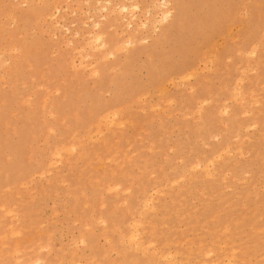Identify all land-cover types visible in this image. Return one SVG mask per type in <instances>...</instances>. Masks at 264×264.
I'll use <instances>...</instances> for the list:
<instances>
[{
	"label": "rangeland",
	"instance_id": "rangeland-1",
	"mask_svg": "<svg viewBox=\"0 0 264 264\" xmlns=\"http://www.w3.org/2000/svg\"><path fill=\"white\" fill-rule=\"evenodd\" d=\"M133 1L0 0V264L262 258L264 2ZM129 51L130 67L119 59ZM197 67L199 80L180 79ZM160 77L178 81L163 104ZM149 86L154 97L127 116L110 106ZM192 88L203 113L185 100Z\"/></svg>",
	"mask_w": 264,
	"mask_h": 264
},
{
	"label": "snow or ice",
	"instance_id": "snow-or-ice-1",
	"mask_svg": "<svg viewBox=\"0 0 264 264\" xmlns=\"http://www.w3.org/2000/svg\"><path fill=\"white\" fill-rule=\"evenodd\" d=\"M88 7L90 8V7H92V5H88ZM163 7L167 9V8L170 7V5L165 4V5H163ZM137 10H139V9H137ZM124 11H127V9L125 8ZM169 15H171V13H169ZM86 27H87V25H86ZM95 27L96 28H100L101 25L100 24H96ZM149 42H150L149 38H141V40H140V43L143 44V45H148ZM75 48H79V44L75 43L74 41L67 42L66 47L64 48L65 54L69 56L68 67H69L70 71L73 70L74 67H75L72 64V61L70 59L71 52ZM131 55L132 54L129 51L127 53V55L121 56V57H119V59L125 61V63L130 67L132 65ZM113 59H116V57H113ZM219 61H220L219 50L218 49H213V50H210V51L206 52L202 56L200 63L202 65V67L204 68V70L207 71L209 64H211L213 66V68L217 69V65H218ZM229 62H231V61L229 60ZM153 68H154V70L160 71V64L158 62H154L153 63ZM199 72H200V69L197 67V68L193 69L192 71H188V72H185V73L181 74L180 76L182 78V81L195 82V81H197V80H199L201 78ZM95 76L99 77L100 76V72L99 71L95 72ZM64 83L67 84V81H64ZM167 83H171L172 85H176L178 83V81L175 79V77L168 78V79L160 77L158 86L156 87V94H158L161 97H164V96L171 97V96H173L174 94L172 93L171 88H167L165 86ZM182 86L185 87L186 89L188 87H190V85L186 84V83L182 84ZM238 89H239V84H237V90ZM151 91H152L151 90V86L147 87L146 91L144 93H142V94H140V95H138L136 97L135 103L136 104L143 103L148 98V95L151 94ZM185 100L187 102L191 103L194 107L198 104L199 107H198L197 110L201 111V112L204 111V104L205 103H209L207 97H200L199 99L197 98V90L195 88H192L191 93L188 94V96L186 97ZM169 102L170 103H175V100H170ZM261 106H262V108H264V95H262ZM85 113L86 112L81 114L83 116V118H86ZM109 119L111 120V116H109ZM193 163L195 164V168L193 169V171H195L197 168L201 167V165L199 163H197L196 161H193ZM203 170L207 171V172H211V166H209L208 168L203 169ZM151 203H152V201H149V206L151 205ZM137 240H138V236H137L136 233H132L131 236L128 238V242H130V243H134ZM261 240H262V245H264V226H262V229H261Z\"/></svg>",
	"mask_w": 264,
	"mask_h": 264
},
{
	"label": "bare ground",
	"instance_id": "bare-ground-1",
	"mask_svg": "<svg viewBox=\"0 0 264 264\" xmlns=\"http://www.w3.org/2000/svg\"><path fill=\"white\" fill-rule=\"evenodd\" d=\"M109 1H110V3H109ZM167 2H168V1H167ZM106 3H107V2H106ZM108 3L111 4V3H112L111 0H108ZM161 3H162V2H161ZM163 3L165 4V3H166V0H164ZM100 4H101V3H100ZM166 4H167V3H166ZM115 5H116V4H115ZM131 6H132V9H135V8L137 9V7H139L137 1H135V0L133 1V4H132ZM155 6H156V5H155ZM114 7H115V6H114ZM116 7H117V6H116ZM156 7H157V6H156ZM104 8H105V7H104ZM125 8L127 9V11H129L130 5H129V6L126 5V4L121 5V7H120L121 12L124 11ZM171 9H172V8H171ZM244 9H245V8H244ZM172 10H173V9H172ZM169 13H171V15H169ZM124 14H125V13H124ZM241 14H242V13H241ZM248 15H249V14H248ZM171 16H172V11H164V12H162V17H161V18L164 19L165 21H169L170 18H171ZM240 16H241V15H240ZM84 23H85V22H84ZM97 24H98V23H97ZM99 24H100V23H99ZM145 24H146V23H145ZM142 25H143V24H142ZM144 28H145V27H144ZM233 28H234V27H233ZM97 29H98V28H97ZM230 29H231V28H230ZM99 30H100V29H99ZM229 31H230V30H229ZM228 33H229V32H228ZM82 36H83V35H82ZM101 36H102V35H100V32H99L98 34H96V35L94 36V39L97 40V42H98V41H101ZM102 37H103V36H102ZM252 37H253V36H252ZM229 38H230V37H229ZM90 40H91V39H90ZM231 40H232V39H231ZM91 42H94V41H91ZM91 42H90V43H91ZM213 43H215V42H213ZM103 44H104V43H103ZM97 46H98V45H97ZM118 46H119V45H118ZM119 47H120V46H119ZM255 47H256V46H255ZM255 47H254V48H255ZM94 48H96V46H95ZM216 48H217V47H215V49H216ZM218 48H219V47H218ZM119 49H120V48H119ZM95 50H96V49H95ZM116 50H118V49H116ZM252 50H253V49H252ZM247 55H248V54H247ZM249 55H251V54H249ZM226 59H227V58H226ZM229 59H230V58H229ZM227 60H228V59H227ZM253 70H254V69H253ZM243 73H244V72H243ZM177 78H178V77H177ZM178 79H179V78H178ZM180 79H181V77H180ZM241 80H242V78H241ZM241 80H238V81H241ZM180 81H181V80H180ZM242 81H243V80H242ZM242 81H241V82H242ZM241 82H240V84H241ZM235 83H237L236 80H235ZM238 83H239V82H238ZM234 85H235V84H234ZM234 90H235V89H233V91H234ZM239 90H240V89H239ZM237 91H238V90H237ZM57 92H58V91H57ZM235 92H236V91H235ZM238 92H239V91H238ZM252 92H253V91H252ZM254 92H255V91H254ZM254 92H253V93H254ZM233 93H234V92H233ZM234 94H235V93H234ZM238 95H239V94H238ZM235 96H236V95H235ZM240 96H242V95H240ZM233 98H235V97H233ZM238 98H239V97H238ZM253 98H254V97H253ZM254 99H255V98H254ZM43 100H44V99H43ZM240 100L242 101V99H240ZM234 101H235V100H234ZM235 102H236V101H235ZM256 102H257V101H256ZM256 102H255V103H256ZM43 105H44V103H43ZM225 109H228V108H224V110H225ZM224 110H223V112H224ZM197 111H198V110H197ZM220 111H221V109H220ZM220 111H219V113H220V115H221V112H220ZM117 112H118V111H116V114H117ZM223 112H222V113H223ZM108 113H109V112H108ZM112 113H113V112H112ZM114 113H115V112H114ZM118 113H119V112H118ZM198 113H199V112H198ZM200 113H201V112H200ZM202 113H203V112H202ZM219 113H218V114H219ZM244 113H245V112H244ZM111 115H112V118H114V117H113V114H111ZM114 115H115V114H114ZM119 115H121V114L119 113ZM106 117H107V116H106ZM106 117H105V118H106ZM107 118L109 119V116H108ZM199 119H200V117H199ZM109 121H110V120H109ZM111 121H112V120H111ZM111 121L108 122L110 125H112V123H113V121H112V122H111ZM126 121H128V120L126 119L125 122H126ZM122 122H124V121H122ZM122 122H121V123L119 122L120 124H118V125L123 124ZM117 123H118V122H117ZM117 123H115V124H117ZM109 124H108V126H109ZM255 124H256V123H255ZM95 125H96V124H95ZM121 126H123V125H121ZM98 127H99V126H98ZM105 129H106V128H105ZM105 129H104V130H105ZM105 131H106V130H105ZM120 132H121V131H120ZM246 139H247V138H246ZM71 146H72V145H71ZM69 147H70V146H69ZM66 148H68V147H66ZM72 148H73V147H72ZM72 148H71V149H72ZM63 150H64V149H63ZM68 150H70V148H68ZM68 150H66V151H68ZM59 151H61V149H60ZM70 151H71V150H70ZM222 152H223V151H222ZM231 152H232V151H231ZM58 153H59V152H58ZM124 153H125V151H124ZM56 154H57V152H56ZM132 154H133V153H132ZM228 154H229V153H228ZM57 155H59V154H57ZM94 155H95V154H94ZM241 155H242V154H241ZM244 155H245V154H244ZM215 156H216V155H215ZM218 157H219V156H217V158H218ZM29 158H30V157H29ZM214 158H215V157H214ZM217 158H216V159H217ZM59 159H60V155H59ZM97 159H98V158H97ZM218 159H219V158H218ZM221 160H222V159H221ZM113 161H114V160H113ZM115 161H116V160H115ZM115 161H114V163H115ZM54 162H55V161H53V163H54ZM58 162H59V161H58ZM79 163H80V162H79ZM235 163H236V162H235ZM55 164H57V163H55ZM55 164H54V165H55ZM80 164H81V163H80ZM212 165H213V164H212ZM212 165H211V166H212ZM191 168H192V167H191ZM193 168H194V166H193ZM203 168H204V167H203ZM204 169H206V168H204ZM209 173H210V172H209ZM209 173H206V174L208 175ZM226 174H227V173H226ZM228 174H229V173H228ZM209 175L211 176L212 174H209ZM128 176H130V175H128ZM205 176H206V175H205ZM222 178H223V177H222ZM233 179H234V178H233ZM242 180H243V179H242ZM174 182H175V181H174ZM171 183H172V182H171ZM173 184H174V183H173ZM175 184H176V182H175ZM24 185H25V184H24ZM22 186H23V184H22ZM6 187H7V186H6ZM6 187H5V188H6ZM110 188H112V187H110ZM129 188H130V187L128 186V189H129ZM112 189H114V188H112ZM112 189H109V190H112ZM125 190H126V189H125ZM143 191H144V190H143ZM153 192H156V191H153ZM153 195H154V193H153ZM246 197H247V196H246ZM30 198H31V197H30ZM147 200H148V198H147ZM149 200H150V199H149ZM151 200H152V198H151ZM145 201H146V200H145ZM143 202H144V201H143ZM145 203H146V202H145ZM143 205L145 206V205H147V204H144V203H143ZM144 206H143V207H144ZM2 207H3V206H2ZM147 207H148V206H147ZM144 209H145V208H144ZM195 209H196V208H195ZM253 212H254V211H253ZM140 216H141V215H140ZM14 220H15V219H14ZM130 222H131V221H130ZM138 224H139V223H138ZM235 224H236V223H235ZM131 225H132V224H131ZM135 225H136V224H135ZM139 225H140V224H139ZM149 225H150V224H149ZM136 226H137V225H136ZM136 226H135V227H136ZM141 226H142V225H141ZM136 229H137V227H136ZM136 229H135V230H136ZM261 229H262V228H261ZM11 230H12V229H11ZM224 230H225V229H224ZM151 231H152V230H151ZM226 231H227V230H226ZM257 231H258V230H257ZM16 232L18 233V231H15V235H19V234H20V233L16 234ZM137 232H138V231L136 230V233H137ZM11 233L13 234L14 232H11ZM132 233H133V232H131V234H132ZM138 233H139V232H138ZM137 236H138V234H137ZM0 237H1V236H0ZM128 238H129V236H128ZM1 239H2V237H1ZM108 239H109V238H108ZM139 240H140V239H139ZM126 241H127V240H126ZM137 243H138V240H137ZM176 243H177V242H176ZM128 244H129V242H128ZM134 244H136V243H134ZM138 244H139V243H138ZM222 244H223V243H222ZM136 245H137V244H136ZM149 245H150V244H148V246H149ZM151 245H153V243H152ZM151 245H150V246H151ZM200 245L202 246V244H200ZM223 245H225V244H223ZM229 246H230V245H229ZM13 247H14V246H13ZM144 247H146V245H145ZM137 248H138V247H137ZM141 248H142V247H141ZM155 248H156V247H155ZM209 248H210V247H209ZM130 249H131V248H130ZM221 250H222V249H221ZM233 251H234V250H233ZM196 252H197V251H196ZM154 254H155V251H154ZM169 254H170V253H169ZM169 254H168V256L170 257V255H172V254H170V255H169ZM174 254H176V253H174ZM208 254H209V253H208ZM212 254H213V253H212ZM209 255H210V254H209ZM122 256H123V255H122ZM159 256H160V254H159ZM172 256H173V255H172ZM175 256H176V255H175ZM232 257H233V256H230L231 259H232ZM170 258H171V257H170ZM230 258H229V259H230ZM164 259H165V257H164ZM166 259H167V258H166ZM174 259H175V258H174ZM226 260H227V259H226ZM229 261H230V260H229ZM112 262H113V261H112ZM243 262H244V261H243ZM98 263H100V262H98ZM118 263H119V262H118ZM178 264H179V262H178ZM202 264H203V263H202ZM226 264H229V263L227 262Z\"/></svg>",
	"mask_w": 264,
	"mask_h": 264
},
{
	"label": "clouds",
	"instance_id": "clouds-1",
	"mask_svg": "<svg viewBox=\"0 0 264 264\" xmlns=\"http://www.w3.org/2000/svg\"><path fill=\"white\" fill-rule=\"evenodd\" d=\"M262 2H264V0H262ZM167 9L170 10L171 9V5ZM172 13H173V11H172ZM241 19L243 20L244 17H242ZM165 86L167 88H171V87H174L175 85H172L171 83H167ZM145 91H146V89L138 91L136 94H134L132 97H130L128 101L120 102V103H111L110 106L116 108L117 110H124L125 111V116H127L129 114V110L134 109L135 107L139 106V104L135 103L136 97L138 95L144 93ZM152 97H154L153 91H151V94L148 95V98L143 103L144 104L149 103L151 101ZM168 99H169L168 96H164V97L160 96V103L163 104ZM101 103H103V101H101ZM177 103H179V98H177ZM99 114L100 113H97V115H99ZM122 118H124V117H122ZM261 257L262 258L258 262L255 261V260H251V261H245L244 264H264V245L261 246ZM236 264H241V262L239 260H237Z\"/></svg>",
	"mask_w": 264,
	"mask_h": 264
}]
</instances>
